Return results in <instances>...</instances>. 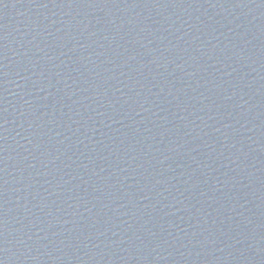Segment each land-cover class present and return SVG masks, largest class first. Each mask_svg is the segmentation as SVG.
<instances>
[{"label": "water", "instance_id": "1", "mask_svg": "<svg viewBox=\"0 0 264 264\" xmlns=\"http://www.w3.org/2000/svg\"><path fill=\"white\" fill-rule=\"evenodd\" d=\"M0 264H264V0H0Z\"/></svg>", "mask_w": 264, "mask_h": 264}]
</instances>
